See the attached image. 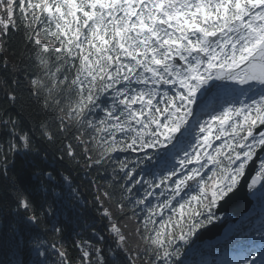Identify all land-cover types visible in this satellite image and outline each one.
Here are the masks:
<instances>
[{"label":"snow or ice","instance_id":"obj_1","mask_svg":"<svg viewBox=\"0 0 264 264\" xmlns=\"http://www.w3.org/2000/svg\"><path fill=\"white\" fill-rule=\"evenodd\" d=\"M0 11V264H264V0ZM244 185L257 204L202 250Z\"/></svg>","mask_w":264,"mask_h":264},{"label":"trees","instance_id":"obj_2","mask_svg":"<svg viewBox=\"0 0 264 264\" xmlns=\"http://www.w3.org/2000/svg\"><path fill=\"white\" fill-rule=\"evenodd\" d=\"M163 155H164V153L161 154V157H162ZM148 166H149V165L145 166V168H144V174L147 175V176H150V175L148 174V172H147V169H146ZM93 179H97V183H98V184H103V183H104V181H103L102 179L97 178L95 175L93 176ZM85 194L87 195V187H85ZM257 202H258V200H257ZM90 214H91L92 216H95V215H96L94 211L91 212ZM102 223H104V222L101 221V220H99V218L97 217V224H98V227H99ZM123 223H127V224H129V225H131V226H134V225H133L131 222H129V221H123ZM71 238H73V233H72L71 229H69V231L66 233V237H65V239H67V242H68L69 244L71 243ZM194 243L196 244V239H195ZM138 264H139V262H138Z\"/></svg>","mask_w":264,"mask_h":264}]
</instances>
